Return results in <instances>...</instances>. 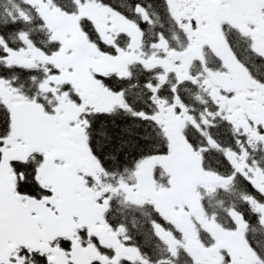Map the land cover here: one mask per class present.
Returning a JSON list of instances; mask_svg holds the SVG:
<instances>
[{"label":"snow or ice","instance_id":"obj_1","mask_svg":"<svg viewBox=\"0 0 264 264\" xmlns=\"http://www.w3.org/2000/svg\"><path fill=\"white\" fill-rule=\"evenodd\" d=\"M0 264H264V0H0Z\"/></svg>","mask_w":264,"mask_h":264},{"label":"flooded vegetation","instance_id":"obj_2","mask_svg":"<svg viewBox=\"0 0 264 264\" xmlns=\"http://www.w3.org/2000/svg\"><path fill=\"white\" fill-rule=\"evenodd\" d=\"M215 66V65H214ZM197 67H199V65H197Z\"/></svg>","mask_w":264,"mask_h":264}]
</instances>
